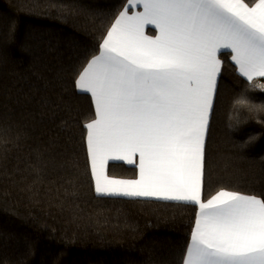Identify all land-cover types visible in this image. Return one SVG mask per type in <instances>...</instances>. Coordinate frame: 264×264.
Masks as SVG:
<instances>
[{
  "label": "trees",
  "instance_id": "16d2710c",
  "mask_svg": "<svg viewBox=\"0 0 264 264\" xmlns=\"http://www.w3.org/2000/svg\"><path fill=\"white\" fill-rule=\"evenodd\" d=\"M125 4L0 0V264H182L194 207L98 197L88 168L83 124L94 113L74 80ZM222 59L205 196L262 195L264 111L235 106L248 85ZM247 96L264 105V91ZM109 174L134 171L110 164Z\"/></svg>",
  "mask_w": 264,
  "mask_h": 264
},
{
  "label": "snow or ice",
  "instance_id": "6c2138e0",
  "mask_svg": "<svg viewBox=\"0 0 264 264\" xmlns=\"http://www.w3.org/2000/svg\"><path fill=\"white\" fill-rule=\"evenodd\" d=\"M224 55L248 85L235 106L264 111L247 96L264 91V0H126L74 80L93 107L83 143L95 194L193 206L182 264H264V194L205 196ZM115 162L134 175H110Z\"/></svg>",
  "mask_w": 264,
  "mask_h": 264
},
{
  "label": "crops",
  "instance_id": "0c3cea01",
  "mask_svg": "<svg viewBox=\"0 0 264 264\" xmlns=\"http://www.w3.org/2000/svg\"><path fill=\"white\" fill-rule=\"evenodd\" d=\"M146 31H154V29H152L151 28V26H149L148 27V29H146ZM149 34H154V33H149ZM227 52V50H224V53H226ZM224 53H222V54H224ZM235 67V66H234ZM235 70H236V68H235ZM236 73H237V75L239 76V74H238V72H237V70H236ZM240 77V76H239ZM242 80H244L242 77H240ZM260 79H263V78H260ZM245 81V80H244ZM77 90V89H76ZM77 92L78 93H80L78 90H77ZM80 94H84V93H80ZM84 95H87V96H89L88 94H84ZM89 98H90V96H89ZM91 99V98H90ZM112 164H120V165H123V166H125V167H129V168H132L131 166H128V165H126V164H123L122 162H115V163H112ZM93 186H94V184H93ZM95 192V191H94ZM96 195V194H95ZM97 196V195H96ZM98 197H102V196H98ZM102 198H117V199H128V198H120V197H102ZM129 200H132V199H129ZM149 201H154V200H149ZM157 202H163V201H157ZM170 203V202H169Z\"/></svg>",
  "mask_w": 264,
  "mask_h": 264
}]
</instances>
